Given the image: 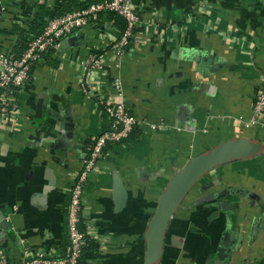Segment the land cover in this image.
I'll return each instance as SVG.
<instances>
[{"label": "crops", "instance_id": "0c3cea01", "mask_svg": "<svg viewBox=\"0 0 264 264\" xmlns=\"http://www.w3.org/2000/svg\"><path fill=\"white\" fill-rule=\"evenodd\" d=\"M64 1L0 0V54L13 52L41 9ZM136 4L141 23L124 56L110 49L120 31L103 13L43 55L17 92V114L0 125V249L11 264L59 258L70 242V193L86 142L109 127L102 104L81 86L96 52L103 67L89 78L97 95L124 103L139 125L137 137L110 146L89 176L82 224L100 256L88 264H146L145 233L171 177L190 158L239 138L260 142L262 153L195 185L158 264L264 259V122L253 112L264 81V0ZM227 230L234 245L224 262L218 249Z\"/></svg>", "mask_w": 264, "mask_h": 264}, {"label": "built area", "instance_id": "2783aa9c", "mask_svg": "<svg viewBox=\"0 0 264 264\" xmlns=\"http://www.w3.org/2000/svg\"><path fill=\"white\" fill-rule=\"evenodd\" d=\"M115 12L127 22L125 31L112 44L111 50L120 56L128 52L132 37L141 23V18L134 0H101L87 7L56 16L49 20L44 31L30 40L27 48L20 56L12 52L0 54V125L9 124L18 112L17 92L30 81L33 67L51 49H56L67 36L75 31L99 22L103 13ZM87 75L81 86L84 93L93 95L103 106L109 119V127L94 139L87 147L83 157V167L74 180L67 219V231L70 242L61 257L42 256L25 264H79L83 248L87 245L86 235L80 229L83 221L84 192L89 176L97 168L105 156V147L126 139L133 129L139 125L124 103L107 101L97 95L96 85L90 80L92 70L103 67L102 55L89 54L85 61ZM120 87V80L115 81ZM254 121L261 117L264 122V81L253 102ZM0 264H11L5 252L0 249Z\"/></svg>", "mask_w": 264, "mask_h": 264}, {"label": "water", "instance_id": "95a60500", "mask_svg": "<svg viewBox=\"0 0 264 264\" xmlns=\"http://www.w3.org/2000/svg\"><path fill=\"white\" fill-rule=\"evenodd\" d=\"M41 113L42 105L39 103L37 116ZM260 153H262L260 142L250 138L232 139L190 158L177 170L163 190L145 233L147 240L146 264L159 263L165 247L166 232L175 214L203 177L219 166L250 159ZM3 220L0 215V221L3 222ZM233 245L227 230L226 238L218 249L224 262L229 259ZM256 264H264V259Z\"/></svg>", "mask_w": 264, "mask_h": 264}, {"label": "trees", "instance_id": "16d2710c", "mask_svg": "<svg viewBox=\"0 0 264 264\" xmlns=\"http://www.w3.org/2000/svg\"><path fill=\"white\" fill-rule=\"evenodd\" d=\"M98 1H101V0H93V1L90 0V1H82V2L79 0H65L59 7H45L43 9H41L39 11V13H37L35 15L32 26L29 29L20 30L17 45L15 46L12 53L15 56H20L23 53V51L27 48L30 40L33 39L35 36H38L39 34H41L44 31V29L47 26L50 19H52L56 16L63 15L65 13L74 11V10L85 8L89 4H91L93 2H98ZM134 1L136 3V0H134ZM73 2H75L77 4L74 5ZM110 16L114 20L115 25L118 27V29L120 31V35H121L127 27L126 20L121 15H119L115 12H110ZM130 45L128 47V50L130 49ZM96 53L100 54L99 52H96ZM33 69H34V67H33ZM137 129H138V126H136L133 129V131L130 133V135L126 139H124L123 141H130V140H133L134 138H136L137 135H135V134H136ZM123 141H121V142H123ZM93 143H94V139L87 140L86 146H85V151H87V147ZM112 145L113 144H108L105 147V149H104L105 153L108 150V148ZM80 229L83 232L87 233V229L83 224L80 225ZM86 239H87V245L83 248V252H82V256H81L79 264H88L89 261L96 259L97 257L100 256V252H99L100 243L97 240L90 237L88 234L86 235ZM66 247H65V249H66Z\"/></svg>", "mask_w": 264, "mask_h": 264}]
</instances>
